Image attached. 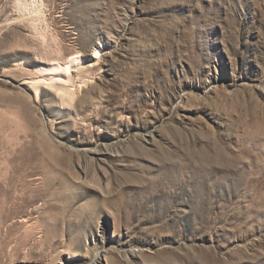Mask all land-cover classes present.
I'll use <instances>...</instances> for the list:
<instances>
[{
    "label": "rangeland",
    "instance_id": "1",
    "mask_svg": "<svg viewBox=\"0 0 264 264\" xmlns=\"http://www.w3.org/2000/svg\"><path fill=\"white\" fill-rule=\"evenodd\" d=\"M45 1L0 0V264H264V0Z\"/></svg>",
    "mask_w": 264,
    "mask_h": 264
},
{
    "label": "bare ground",
    "instance_id": "2",
    "mask_svg": "<svg viewBox=\"0 0 264 264\" xmlns=\"http://www.w3.org/2000/svg\"><path fill=\"white\" fill-rule=\"evenodd\" d=\"M45 2V0H16V7L18 12L29 15L33 20L34 28H37L40 25L38 22H41L44 17ZM42 21H44V19ZM39 30L37 28V31ZM39 33L41 39L44 40V32L40 31ZM100 52L101 51L97 49L95 50L94 57L96 59H99ZM98 61L86 65L82 56L78 53L69 56L63 62H51V64L49 63L50 66L48 68H40V75L34 80L36 91L41 87H48L58 94L62 100L64 108L68 109V107H74V102L79 90L81 91V89L88 88L91 83H93L92 72L96 69V66L99 63ZM2 182L3 183L0 182V226L4 221L7 222L22 214L26 205L24 195L20 192L21 190L16 187V182L13 177L6 178L4 181L2 180ZM13 226L14 225H11L9 227L8 232ZM14 250L16 251L17 248Z\"/></svg>",
    "mask_w": 264,
    "mask_h": 264
}]
</instances>
